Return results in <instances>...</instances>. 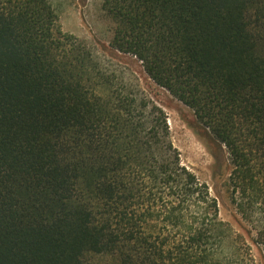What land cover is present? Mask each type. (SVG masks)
<instances>
[{"label": "trees", "instance_id": "1", "mask_svg": "<svg viewBox=\"0 0 264 264\" xmlns=\"http://www.w3.org/2000/svg\"><path fill=\"white\" fill-rule=\"evenodd\" d=\"M102 8L113 49L225 149L245 232L141 86L64 32L50 0H0V264H264V0Z\"/></svg>", "mask_w": 264, "mask_h": 264}, {"label": "rangeland", "instance_id": "2", "mask_svg": "<svg viewBox=\"0 0 264 264\" xmlns=\"http://www.w3.org/2000/svg\"><path fill=\"white\" fill-rule=\"evenodd\" d=\"M50 1L64 32L76 37L79 44L90 49L120 79L141 86L164 110L170 137L182 164L208 184L218 199L220 217L232 223L238 232H245L227 192L230 165L225 149L222 150L208 137L190 108L154 83L138 59L113 49L114 23L102 8L103 0ZM254 250L257 252L255 247Z\"/></svg>", "mask_w": 264, "mask_h": 264}]
</instances>
